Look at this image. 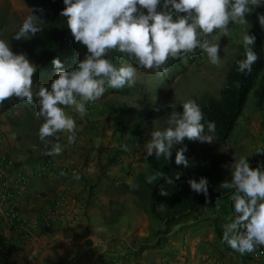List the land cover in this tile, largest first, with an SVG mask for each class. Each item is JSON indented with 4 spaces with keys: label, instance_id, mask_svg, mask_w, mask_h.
Returning <instances> with one entry per match:
<instances>
[{
    "label": "clouds",
    "instance_id": "9594fccd",
    "mask_svg": "<svg viewBox=\"0 0 264 264\" xmlns=\"http://www.w3.org/2000/svg\"><path fill=\"white\" fill-rule=\"evenodd\" d=\"M65 8L61 16L67 18V26L74 40L87 48V54L69 70H65L56 58V69L50 87L38 84L33 91V76L37 71L25 54L14 53L10 44L0 39V104L16 97L19 101L32 103L37 101V116L43 123L39 128V139L47 146L51 144L49 155L62 152L59 143L47 139L57 137L58 133L67 132L68 142L76 140L75 119L66 113V108H73L83 116L89 102L101 98L107 87L123 89L135 83L136 69L126 62L116 67L105 57L111 50L127 54L137 66L156 71L158 75L167 72L170 58L180 59L183 55L201 49L213 65L220 64L219 44L215 43L214 33L220 30L224 36H230V23L245 25V18L253 8L264 6V0H163V10H158L161 0H63ZM144 9L147 10L145 14ZM259 22L264 27V14L259 15ZM43 21L36 15L29 14L23 21L14 38L28 39L42 30ZM212 37L210 40L208 37ZM256 37L243 34L245 48L244 59L237 61V71L246 73L258 59L252 45ZM183 111L172 112L167 117V127L154 128L149 141L144 145L147 157L155 154L171 159L173 149L183 143L185 138L191 141L212 143L215 122L205 121L204 113L195 100L182 103ZM58 139V137H57ZM122 149L127 151V145ZM186 149L176 150V164L189 166L184 155ZM75 179L81 177L73 173ZM163 176L156 172L147 177L152 183ZM181 173H177L179 180ZM174 184L172 178L167 179ZM191 189L208 195V180L201 177L188 181ZM130 188L138 185L129 181ZM222 189H233L234 208L231 222L224 225L222 243H226L241 255L264 246V170L253 169L248 158L241 156L231 165V181L221 183ZM161 195H168L163 188ZM220 201H217V207ZM166 208L161 204L158 210Z\"/></svg>",
    "mask_w": 264,
    "mask_h": 264
},
{
    "label": "crops",
    "instance_id": "0c3cea01",
    "mask_svg": "<svg viewBox=\"0 0 264 264\" xmlns=\"http://www.w3.org/2000/svg\"><path fill=\"white\" fill-rule=\"evenodd\" d=\"M1 7L18 12L22 7L30 12L33 8L25 0H0ZM44 56L45 51L39 50L27 58L38 66ZM37 90L33 85V91ZM18 100L13 97L0 104V163L5 158L15 161V165L6 163L11 179L21 170L35 173L22 210L32 219L40 217L41 224L34 237L20 240L0 219V264H264L252 259L251 253L241 255L221 242L224 225L234 213L233 189L207 195L204 206L190 219L173 226L168 234H157L163 223L153 216L148 200L119 187L120 182H133L142 171H130L116 162L115 121L95 114L94 102L86 105L83 116L71 107L65 109L75 119L76 140L69 143V133L62 132V152L49 159L55 168L40 177L37 169L46 160L16 124ZM257 104L250 114L243 110L237 120L244 134L228 139L223 147L232 164L236 156H244L249 163L254 161L253 169L264 170V100L257 98ZM113 151L115 161L106 169ZM61 165L75 167L73 173L81 178L61 172ZM58 201L59 212L46 225L44 214ZM174 210L179 209L168 211Z\"/></svg>",
    "mask_w": 264,
    "mask_h": 264
},
{
    "label": "rangeland",
    "instance_id": "374dc122",
    "mask_svg": "<svg viewBox=\"0 0 264 264\" xmlns=\"http://www.w3.org/2000/svg\"><path fill=\"white\" fill-rule=\"evenodd\" d=\"M25 2L31 5L29 0H25ZM262 9L264 6L253 8L252 12L245 17L248 21L245 25L230 23L229 27L232 31L229 37L224 36L218 30L214 36V42L219 44L218 54L221 61L219 65L211 64L207 56L200 60L190 61L187 55H183L180 59L170 58L167 63V72L158 75L156 71L137 66L125 53L117 50L109 51L105 58L109 59L117 68L121 66L122 62H126L136 69L135 83L132 86L124 87L130 89L129 94L111 93V87H107L104 95L95 101L92 107L99 117L107 116L106 118L111 117L115 121L117 139H114L113 143H115L114 149L117 146L115 154H118L116 162L119 165L125 169L130 168V171H142L141 173H145L147 177L153 175L148 164V158L145 160L147 155L145 147H141V144L137 143V139H142L143 145H145L154 128L164 129L168 126L167 117L173 111L182 113L184 101L192 99L200 106L206 104L211 97L220 96L230 64L239 54L244 53L243 34L245 32L253 36L262 34L258 25L259 20L255 18V14ZM4 14L6 15L5 26L12 31L17 29L20 26V21L31 12L25 7H22L21 12L9 8L4 10L1 7L0 16ZM41 50L44 51V49ZM125 102L130 107V114L129 118L122 122L121 106ZM257 107V97L253 90L249 95L244 111L250 114ZM238 125L233 130L229 138L230 141L235 139L237 135L244 134L241 126ZM204 144L211 148L203 153H197L196 158L189 163L188 167L184 166L169 174L168 178H172L174 184H166L165 191L168 192V195H165L162 202L166 206L163 211H160L162 215H165L170 209H180L181 204L178 199L180 200L179 191L182 185L195 192L188 183L190 179H196L198 182L201 177L206 178L210 197L219 196L222 191L229 190L220 188L222 182L231 181L233 160L231 162L229 158H226L229 156L227 148L224 150L222 147L217 150L213 147V142H205ZM123 145H127V151L122 149ZM114 161L113 151L109 156L108 166L105 168H109ZM253 163L254 161L249 163L251 167H253ZM177 173H181L179 180L175 179ZM177 193L178 195H176Z\"/></svg>",
    "mask_w": 264,
    "mask_h": 264
},
{
    "label": "trees",
    "instance_id": "16d2710c",
    "mask_svg": "<svg viewBox=\"0 0 264 264\" xmlns=\"http://www.w3.org/2000/svg\"><path fill=\"white\" fill-rule=\"evenodd\" d=\"M33 6L32 14L39 17L42 21V30L35 36L28 39L17 40L14 38L15 33L22 25L10 31L6 26V15L0 16V39L6 40L14 53H23L27 57H33L39 50L44 49L45 56L43 61L37 66V71L33 76V85L40 83L49 86L51 82L56 79V69L53 65V60L58 58L64 69L69 70L75 67V64L84 59L87 54V48L82 43L76 42L67 26V18L61 16L62 10L66 7L63 0H29ZM163 0H161L162 7ZM264 14V9L255 14V18L259 20V15ZM261 28L262 34L254 35L256 37L253 51L257 54L258 59L251 66V71L246 73H239L237 71V61L244 59V53L239 54L237 58L230 64L226 81L220 91L219 97H211L206 104H201L200 108L204 113L205 121L215 122L216 128L214 133L206 134L213 136V147L221 149L228 141L232 131L234 130L239 116L242 114L247 103L249 94L254 90L258 101L264 100V27ZM218 33V30L213 34ZM211 40L212 37L210 36ZM111 93L129 94V88L110 89ZM18 107H20L19 115L16 117V124L26 138L33 140L44 159L48 161L51 157L48 153L52 145H45L39 139V128L43 123L42 118L36 114L39 111L38 104L34 98L32 103L18 100ZM130 107L125 102L121 106L122 122L129 118ZM58 137V139H57ZM57 137H49L53 143L61 144L63 141L62 132L57 134ZM138 144L144 148L142 139L138 138ZM205 143V142H204ZM200 141H191L185 138L183 143L177 144L173 149L171 159L167 160L161 156L158 160L153 154L148 158V164L153 174L162 172L163 176L152 183L147 182L145 173H138L133 184L138 185L136 188H130L129 184L120 182L119 187L124 191L133 193L139 198L148 200L153 216L163 222V228L157 230V234H168L171 228L177 224L187 221L195 213H197L206 203L207 196L197 195L190 189L182 185L180 187L179 196L181 207L179 210L168 211L165 215H161L158 210L159 205L162 204L165 195H161V189H166L167 179L169 174L184 167L183 164L177 165L176 150L186 149L184 151L185 157L189 163L192 162L197 153L208 151V147ZM220 193V192H219Z\"/></svg>",
    "mask_w": 264,
    "mask_h": 264
},
{
    "label": "built area",
    "instance_id": "2783aa9c",
    "mask_svg": "<svg viewBox=\"0 0 264 264\" xmlns=\"http://www.w3.org/2000/svg\"><path fill=\"white\" fill-rule=\"evenodd\" d=\"M144 12L146 14L147 10L144 9ZM186 55L190 61L200 60L206 56L199 48ZM6 163L15 165V161L10 158H5V161L0 163V219L5 222L10 230L16 231L20 240L31 239L39 230L41 224L40 217L34 219L30 218L29 215L22 210V207L27 203V186L35 173L21 170L11 179L6 173ZM54 168L53 162L48 160L39 166L37 174L41 177L47 170H53ZM58 168H60L59 170L61 172H66V174L75 172V167L73 166L61 165ZM6 201L10 202L8 206H6ZM60 205L61 202L58 201L54 207L47 209L43 219L46 225H49L51 218L58 214ZM251 257L258 261L264 260V246L257 247L255 251L251 252Z\"/></svg>",
    "mask_w": 264,
    "mask_h": 264
}]
</instances>
